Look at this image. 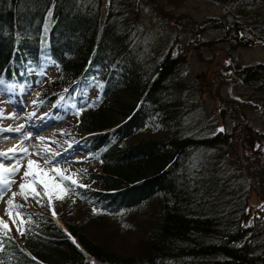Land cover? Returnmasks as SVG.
I'll return each instance as SVG.
<instances>
[{"label":"trees","instance_id":"trees-1","mask_svg":"<svg viewBox=\"0 0 264 264\" xmlns=\"http://www.w3.org/2000/svg\"><path fill=\"white\" fill-rule=\"evenodd\" d=\"M242 1L220 22L264 45V9ZM139 2L0 0V92L35 78V109L72 96L62 143H78L97 167L78 192L96 210L87 217H113L138 238L132 251L114 248L83 229L91 220L60 222L45 203L23 234L0 232V264H264V208L247 216L252 192L264 197V158L249 163L232 153L235 134L212 131L203 89L184 78L187 56L148 35ZM49 62L54 76L42 75ZM242 71L264 104V64ZM91 83L99 92L85 104Z\"/></svg>","mask_w":264,"mask_h":264},{"label":"rangeland","instance_id":"rangeland-1","mask_svg":"<svg viewBox=\"0 0 264 264\" xmlns=\"http://www.w3.org/2000/svg\"><path fill=\"white\" fill-rule=\"evenodd\" d=\"M258 1L263 6H259ZM234 4L235 0H140L136 16L154 41L162 45L173 42L187 56L184 78L187 81H198L203 89L201 104L204 114L215 122L212 131L223 129V132L235 134L237 139L232 153H239L249 163L250 159H255L256 162L259 159L261 162L264 158V104L260 105L255 101V90L259 85H250L242 69L244 66L264 64V45L255 39H249L247 43L239 41L236 39L238 33L220 22L228 21L226 10ZM240 5L249 11L264 9L262 0H255L253 3L243 0ZM57 68L55 63L49 62L44 71L47 76H54ZM34 90L32 86L26 95L19 96L16 105L12 96L7 92H0V112L3 113L0 115V152L17 148L14 156L9 154L0 157V164L6 168L11 167L17 158H22L20 172L7 177L15 183L0 197V220L18 236L29 216L33 212H44L41 204L49 203L50 213L60 222H63L60 215L63 220L77 222L78 225L89 219L91 221L84 225V230L93 235L97 233L101 238L103 235L109 237L114 248L132 251L138 238L115 225L117 222L113 217L97 221L87 217L93 208L78 193L85 187H76L74 190L69 187L71 181H75L87 188L88 173L97 168L91 159L86 158L87 153L72 151L70 156L56 155L60 143L65 142L62 134L64 130L70 129L69 121L75 109L69 108L66 116L58 115L55 117L58 119L48 121L46 114H40L42 110L38 111L31 105ZM98 92L96 84L91 83L85 91L86 104L91 103ZM51 116L54 115H49V118ZM17 128L20 131H14ZM45 148L50 151L45 152ZM19 149H28V153ZM29 159L35 162L32 168L36 184H32L33 176L22 180ZM46 159L50 163L45 164ZM54 168L61 169V172L52 171ZM41 172L51 178L48 189L51 199L44 194V185L39 182ZM61 175L69 179L62 181ZM22 182L35 187L41 197L34 196L31 187L21 194L19 185ZM52 183L59 187H51ZM13 193H17L14 204L21 206L18 209L7 204ZM262 205L263 195L254 190L249 199L248 219L260 214ZM4 229L0 225V232ZM103 240L106 241L104 238Z\"/></svg>","mask_w":264,"mask_h":264},{"label":"snow or ice","instance_id":"snow-or-ice-1","mask_svg":"<svg viewBox=\"0 0 264 264\" xmlns=\"http://www.w3.org/2000/svg\"><path fill=\"white\" fill-rule=\"evenodd\" d=\"M2 114L3 113L0 112V115H2ZM14 131H20V129L17 128ZM219 131H223V129H220ZM40 139L43 140L44 138H40ZM16 151H17V148L14 147L13 149H9L7 152H0V157H6V156H9V154H12L14 156ZM19 151H21L23 153H28V149H19ZM44 151L48 152V151H50V149L45 148ZM34 163H35L34 161L29 159L28 160V167L22 174V180H24L25 178H28L29 176H33L32 184H36L37 183V180H36L35 176L33 175L32 165ZM48 163H50V160L46 159L45 160V164H48ZM21 166H22V158H17L16 159V163H14L11 167H7L6 168L2 164H0V197H2L3 194L6 193L9 190L11 184L15 183V181H12V180L8 179L7 177H9L11 175H14L16 173H19ZM52 171H54L56 173H60L61 169L54 168V169H52ZM60 179L63 181V180H67L69 178L64 177L63 175H61ZM39 182L43 183V185H44V189H45L44 194L45 195H49V199H51V195L48 192V189L50 187L51 178L47 177L46 173L41 172L40 175H39ZM29 187H31V185L23 183V182L20 183L19 188H20L21 194L24 193L26 188H29ZM51 187L58 188L59 185L52 183ZM69 187H70L71 190H74L76 187H86V186L85 185H81V184H77L75 181H71ZM31 193L34 196L38 197V198L41 197V193L37 192L35 187H31ZM16 195H17V193H13L12 194V198H10L7 201V204L10 207H15V208L18 209L21 206L14 204V198H15ZM24 198L26 200L27 196H25ZM61 198H63V197H61ZM38 202H39V200H38ZM261 207L264 208V205H262ZM93 211L95 212L96 210L94 209ZM53 214H55L54 213V209H53ZM0 225H2L5 229H8V225L4 224L2 220H0ZM21 234H23V232Z\"/></svg>","mask_w":264,"mask_h":264}]
</instances>
